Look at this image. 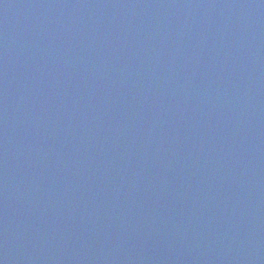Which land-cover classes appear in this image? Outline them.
Masks as SVG:
<instances>
[{
    "label": "water",
    "instance_id": "95a60500",
    "mask_svg": "<svg viewBox=\"0 0 264 264\" xmlns=\"http://www.w3.org/2000/svg\"><path fill=\"white\" fill-rule=\"evenodd\" d=\"M0 264H264V0H0Z\"/></svg>",
    "mask_w": 264,
    "mask_h": 264
}]
</instances>
